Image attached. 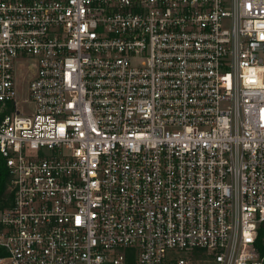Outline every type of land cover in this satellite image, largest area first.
<instances>
[{
    "label": "built area",
    "instance_id": "obj_1",
    "mask_svg": "<svg viewBox=\"0 0 264 264\" xmlns=\"http://www.w3.org/2000/svg\"><path fill=\"white\" fill-rule=\"evenodd\" d=\"M0 156V264H264V0H0Z\"/></svg>",
    "mask_w": 264,
    "mask_h": 264
},
{
    "label": "trees",
    "instance_id": "obj_2",
    "mask_svg": "<svg viewBox=\"0 0 264 264\" xmlns=\"http://www.w3.org/2000/svg\"><path fill=\"white\" fill-rule=\"evenodd\" d=\"M9 172L6 168L4 159L0 156V207H5L11 203L12 194L9 190ZM257 245L260 251L264 254V228L261 227ZM4 252L0 249V257Z\"/></svg>",
    "mask_w": 264,
    "mask_h": 264
},
{
    "label": "rangeland",
    "instance_id": "obj_3",
    "mask_svg": "<svg viewBox=\"0 0 264 264\" xmlns=\"http://www.w3.org/2000/svg\"><path fill=\"white\" fill-rule=\"evenodd\" d=\"M35 66H31L29 63H20L18 70L19 77V90L21 97L27 95L28 82L29 79H32L35 75Z\"/></svg>",
    "mask_w": 264,
    "mask_h": 264
},
{
    "label": "water",
    "instance_id": "obj_4",
    "mask_svg": "<svg viewBox=\"0 0 264 264\" xmlns=\"http://www.w3.org/2000/svg\"><path fill=\"white\" fill-rule=\"evenodd\" d=\"M262 227L264 228V222L262 223Z\"/></svg>",
    "mask_w": 264,
    "mask_h": 264
}]
</instances>
